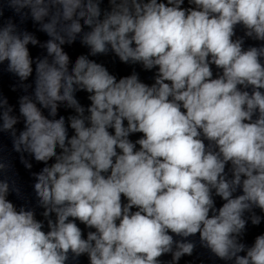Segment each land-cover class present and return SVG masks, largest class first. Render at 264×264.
<instances>
[{
    "label": "clouds",
    "instance_id": "clouds-1",
    "mask_svg": "<svg viewBox=\"0 0 264 264\" xmlns=\"http://www.w3.org/2000/svg\"><path fill=\"white\" fill-rule=\"evenodd\" d=\"M102 2L0 3V17L6 5L49 37L41 43L11 18L0 25V64L7 62L25 93L35 63L19 116L0 96V132L11 136L26 168L25 153L45 165L32 175L49 229L7 199L19 189L5 175L0 264H68L81 255L90 264H162L165 254L178 264L192 255L188 238L197 234L222 261L264 264V234L251 247L241 242L245 213L259 225L254 209L264 212V44L245 49L243 38L233 39L241 25L245 36L264 41V0H188V8L184 0H109V10ZM78 37L89 53L70 67L62 46ZM29 45L47 55L34 61ZM109 52L158 69L155 82L135 72L117 80L89 59ZM212 65L221 70L216 78ZM79 91L89 94V106ZM61 105L75 113L67 121L56 118ZM134 133L143 135L133 142ZM10 167L0 160V174ZM214 197L224 201L219 208ZM77 220L94 231L84 238Z\"/></svg>",
    "mask_w": 264,
    "mask_h": 264
}]
</instances>
